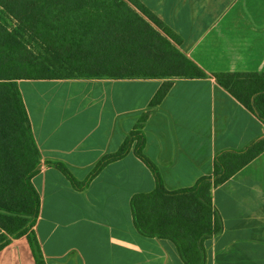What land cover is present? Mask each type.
Masks as SVG:
<instances>
[{
    "label": "crops",
    "instance_id": "0c3cea01",
    "mask_svg": "<svg viewBox=\"0 0 264 264\" xmlns=\"http://www.w3.org/2000/svg\"><path fill=\"white\" fill-rule=\"evenodd\" d=\"M138 1L182 39L179 48L205 77L18 80L41 165L31 184L39 197L33 231L44 264H186L171 239L146 236L134 223L131 200L151 193L155 180L133 147L89 178L164 82L171 87L143 125V153L165 189L192 187L213 174L218 154L264 138V123L214 76L264 72V0ZM55 163L86 185L75 187ZM210 196L220 232L203 242V264H264V151ZM0 264H36L26 235L0 250Z\"/></svg>",
    "mask_w": 264,
    "mask_h": 264
},
{
    "label": "trees",
    "instance_id": "16d2710c",
    "mask_svg": "<svg viewBox=\"0 0 264 264\" xmlns=\"http://www.w3.org/2000/svg\"><path fill=\"white\" fill-rule=\"evenodd\" d=\"M0 7L2 16L11 22L8 25L0 19V227L4 230L0 234V250L12 238L26 235L36 264H44L33 231L39 197L31 184V178L41 165L18 80L76 76L50 72L58 67L72 66L73 57L78 61L86 45L94 48L106 42H130L135 36L144 38L140 40V52H147L134 56L142 59L144 66L151 64L157 69L130 75L87 76H144L170 80L204 78L205 74L180 50V37L138 0H0ZM128 16L131 17L129 21ZM151 20L162 27L165 37L153 29ZM157 37L163 40V45L154 52L151 45ZM26 45H32L37 54L28 51ZM104 64L113 70L124 62L109 59ZM214 76L220 86L264 123V72H218ZM170 87L169 81L162 84L148 111L139 118L119 149L105 155L89 178L107 163L124 157L133 147L134 154L150 169L155 180L151 193L136 195L131 200L137 229L146 236L171 239L186 264H203V242L220 232L219 218L212 209L211 190L261 154L264 138L242 150L218 154L213 162V174L200 177L192 187L165 189L158 168L143 153V125ZM55 166L75 187L86 185L87 181L78 184L63 164L55 163Z\"/></svg>",
    "mask_w": 264,
    "mask_h": 264
},
{
    "label": "rangeland",
    "instance_id": "374dc122",
    "mask_svg": "<svg viewBox=\"0 0 264 264\" xmlns=\"http://www.w3.org/2000/svg\"><path fill=\"white\" fill-rule=\"evenodd\" d=\"M2 15L3 13L0 11V19L4 23L10 25L11 22L9 21V19H5ZM127 20L128 21L131 20V17L128 16ZM151 25L153 29L159 31L162 37H165L164 34L162 33L163 32L162 27H160L158 23H153V21L151 20ZM148 31H149V34L151 35L152 32L150 30ZM124 34L129 35L127 31H124ZM135 37L136 39L134 41H130V42L123 41V42H120L119 44H114L112 42H109V43L106 42L103 45H95L94 48L90 47L89 45H86L84 48V51L78 55V58H79L78 61H76V56L73 57L72 66L66 65L64 67H58L55 70L56 73L50 72V74H58V75L75 74L76 76H80V75H87V74L106 75L110 73H117V74H123V75H130V74L137 73L139 71H146L147 73L154 71L155 69H157L154 65L150 64L148 66L146 65L144 66L141 61L142 59H138V57L136 58L134 56L139 53H141L142 55V52H147L146 50H143L142 52H140L141 51L140 43L142 40H144V38L139 37V36H135ZM152 42H153V45H151V49L154 52L158 50L157 47L160 46L161 48L163 45V40L160 39L159 37L155 38ZM181 42H182V39H181ZM171 43L175 44L172 41ZM26 48L28 51L31 50L34 54H37V51H35L32 45H26ZM43 55L45 54L43 53ZM186 57L188 56L186 55ZM109 59H113V61L115 62L123 61L124 64L118 65V68H115L112 70V67L110 65L106 67V64H104V62Z\"/></svg>",
    "mask_w": 264,
    "mask_h": 264
}]
</instances>
